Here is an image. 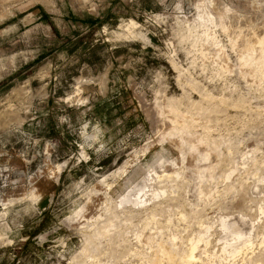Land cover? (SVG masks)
<instances>
[{"label":"rangeland","instance_id":"1","mask_svg":"<svg viewBox=\"0 0 264 264\" xmlns=\"http://www.w3.org/2000/svg\"><path fill=\"white\" fill-rule=\"evenodd\" d=\"M0 264H264V0H0Z\"/></svg>","mask_w":264,"mask_h":264},{"label":"bare ground","instance_id":"2","mask_svg":"<svg viewBox=\"0 0 264 264\" xmlns=\"http://www.w3.org/2000/svg\"><path fill=\"white\" fill-rule=\"evenodd\" d=\"M222 17V16H221ZM224 19H226V18H224ZM225 27H226V29H228V30H230L231 29V26H229L228 24H227V22H226V20H224L223 21V23H222ZM221 24V25H222ZM223 26V27H224ZM231 32H233V30L231 31ZM249 34V33H248ZM230 35V34H229ZM248 38V37H247ZM255 38H257V37H255ZM255 38H248V39H250L246 44L247 45H252V46H254V47H256V43H258L259 44V46H260V44H262V41L263 40H258V39H255ZM254 39V40H253ZM242 40H244V39H242ZM258 42H257V41ZM240 41V40H239ZM243 43V42H242ZM244 44V43H243ZM243 44H241V45H243ZM246 48V47H245ZM243 51V50H242ZM244 52H246V51H244ZM126 198V197H125ZM128 198V200H129V197H127ZM121 202V201H120ZM126 202H128V201H126ZM225 227H227V226H229V223L228 222H224V224H223ZM231 227V226H230ZM240 234H242V233H240ZM242 236H243V234H242ZM239 237H241V236H239ZM203 240V237L201 236L199 239H198V241H196L195 243H193V245H192V250H191V252H190V254L188 255V258L187 259H185V260H187L188 262H193L196 258H197V255H196V253H195V250L197 249V247H198V243L200 242V241H202ZM205 240H207V239H205ZM206 243H208V242H206ZM237 251L235 250V249H233V252H231V254L232 255H235V253H236ZM182 261V260H181Z\"/></svg>","mask_w":264,"mask_h":264}]
</instances>
